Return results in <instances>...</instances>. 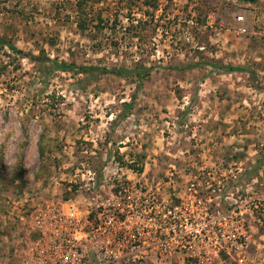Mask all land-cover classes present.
<instances>
[{"label":"rangeland","instance_id":"1","mask_svg":"<svg viewBox=\"0 0 264 264\" xmlns=\"http://www.w3.org/2000/svg\"><path fill=\"white\" fill-rule=\"evenodd\" d=\"M81 1L0 0V39L22 51L0 48V264L27 249L49 205L106 198L110 184L96 188L106 170L123 182L146 173L174 199L202 169L215 180L206 196L224 186L248 202V239L231 255L172 264H264V0ZM48 59L152 72L141 84L85 80Z\"/></svg>","mask_w":264,"mask_h":264},{"label":"built area","instance_id":"2","mask_svg":"<svg viewBox=\"0 0 264 264\" xmlns=\"http://www.w3.org/2000/svg\"><path fill=\"white\" fill-rule=\"evenodd\" d=\"M199 172L190 175L183 191L173 186L174 199L161 182L147 184L146 173L134 172L136 179L123 182L119 173L106 170L99 187L93 176L94 189L110 184L109 195L86 210L72 200L49 205L33 221L36 237L9 264L200 263L231 255L248 239V202L239 196L232 203L233 194L225 193L224 186L216 188L219 199L206 196L213 189V173ZM168 178L167 186L176 183Z\"/></svg>","mask_w":264,"mask_h":264},{"label":"trees","instance_id":"3","mask_svg":"<svg viewBox=\"0 0 264 264\" xmlns=\"http://www.w3.org/2000/svg\"><path fill=\"white\" fill-rule=\"evenodd\" d=\"M87 2H89V0H82L80 3H78V6L82 7L83 5H86ZM81 28H85V22L81 24ZM5 47L9 48L14 53L22 54V51L17 49V47L13 45L11 42L6 41L5 39H0V48H5ZM48 60L51 62L52 65L51 70L73 73L74 75H85L86 76L85 80L98 78L102 75L114 74L116 76L126 77V78L136 77L138 83L141 84L146 78L151 76V72H152V68H147L142 66L136 67L134 69H126V68L110 69L108 67L77 65L75 63L51 61L50 59ZM215 68L222 74L249 72L246 67L233 66V65H229V66L216 65ZM133 105H134V101H132L131 103H127L125 105L124 112L126 113L127 111H129L133 107ZM125 113L122 115V117L126 116Z\"/></svg>","mask_w":264,"mask_h":264},{"label":"water","instance_id":"4","mask_svg":"<svg viewBox=\"0 0 264 264\" xmlns=\"http://www.w3.org/2000/svg\"><path fill=\"white\" fill-rule=\"evenodd\" d=\"M240 2H243V3H249V4H254L257 2V0H238Z\"/></svg>","mask_w":264,"mask_h":264}]
</instances>
